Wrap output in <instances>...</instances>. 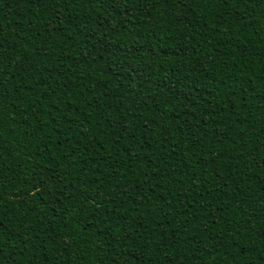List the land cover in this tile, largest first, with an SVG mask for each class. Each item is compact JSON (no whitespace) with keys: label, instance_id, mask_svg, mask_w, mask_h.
Here are the masks:
<instances>
[{"label":"trees","instance_id":"obj_1","mask_svg":"<svg viewBox=\"0 0 264 264\" xmlns=\"http://www.w3.org/2000/svg\"><path fill=\"white\" fill-rule=\"evenodd\" d=\"M0 264H264V0H0Z\"/></svg>","mask_w":264,"mask_h":264}]
</instances>
